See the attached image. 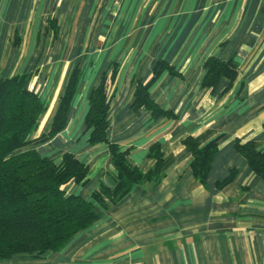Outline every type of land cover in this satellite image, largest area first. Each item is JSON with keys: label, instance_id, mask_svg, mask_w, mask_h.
Returning a JSON list of instances; mask_svg holds the SVG:
<instances>
[{"label": "crops", "instance_id": "obj_1", "mask_svg": "<svg viewBox=\"0 0 264 264\" xmlns=\"http://www.w3.org/2000/svg\"><path fill=\"white\" fill-rule=\"evenodd\" d=\"M209 56L236 62L230 86L224 77L202 85ZM158 60L174 73L155 70ZM111 64L108 138L142 171L159 144L161 178L96 201L99 218L59 250L0 264H264V179L234 148L238 140L264 150V0H0V79L28 73L45 105L32 138L49 130L71 69L80 70L65 126L30 147L87 164L86 182L65 188L88 200L116 180L107 143L90 144L84 122L89 92ZM137 81L171 114L133 110ZM186 136L217 141L204 182Z\"/></svg>", "mask_w": 264, "mask_h": 264}, {"label": "trees", "instance_id": "obj_2", "mask_svg": "<svg viewBox=\"0 0 264 264\" xmlns=\"http://www.w3.org/2000/svg\"><path fill=\"white\" fill-rule=\"evenodd\" d=\"M205 73L202 85L214 88L219 79H228V85L237 75V64L232 59L224 61L209 56L204 61ZM155 70L168 69L165 61L158 60ZM117 73L115 64L107 67L99 82L89 92L88 109L84 117L87 141L90 144L105 142L116 171L112 187L101 185L91 199L69 192V182L83 184L89 167L71 153H64L60 163L41 155L31 144L45 140L59 132L66 124L73 98L81 78L80 70L73 67L67 77L57 106L46 133L32 138L33 131L45 111V105L34 91L29 89L28 73L14 74L0 79V259L15 254L39 257L49 251L59 250L77 232L87 228L99 218L95 202L107 197L110 201L125 195L133 185L157 181L162 176V153L159 144L150 147L155 164L147 171L132 166L126 151L111 142L107 135L108 110L111 99L110 87ZM149 85L137 81L133 91L132 108L144 107L154 117L170 115L151 97ZM183 143L190 150L192 172L204 182L210 169L217 141L211 140L200 146L191 136ZM234 148L242 154L250 167L264 179V150L254 143L236 140ZM235 171L217 184L221 187L230 182Z\"/></svg>", "mask_w": 264, "mask_h": 264}, {"label": "rangeland", "instance_id": "obj_3", "mask_svg": "<svg viewBox=\"0 0 264 264\" xmlns=\"http://www.w3.org/2000/svg\"><path fill=\"white\" fill-rule=\"evenodd\" d=\"M111 87H112V85H111ZM111 87H110V90H109L110 92H111Z\"/></svg>", "mask_w": 264, "mask_h": 264}]
</instances>
